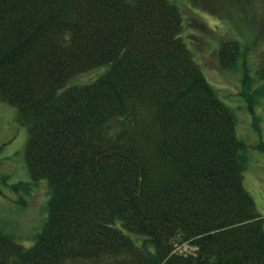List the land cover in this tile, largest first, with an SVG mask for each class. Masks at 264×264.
Wrapping results in <instances>:
<instances>
[{"label":"trees","instance_id":"trees-1","mask_svg":"<svg viewBox=\"0 0 264 264\" xmlns=\"http://www.w3.org/2000/svg\"><path fill=\"white\" fill-rule=\"evenodd\" d=\"M183 32L171 0H0V100L48 189L31 245L0 229V264H264L247 146ZM242 85L251 111L264 50Z\"/></svg>","mask_w":264,"mask_h":264},{"label":"rangeland","instance_id":"rangeland-1","mask_svg":"<svg viewBox=\"0 0 264 264\" xmlns=\"http://www.w3.org/2000/svg\"><path fill=\"white\" fill-rule=\"evenodd\" d=\"M182 10L184 38L204 75L219 96L235 112L236 133L246 144L248 161L243 182L257 210L264 217V90L252 110L241 93L242 77L254 74L264 50V0H171ZM235 38L241 54L234 67L218 61L221 43ZM96 70L79 76L85 82ZM260 86L254 82L251 87ZM264 89V88H263ZM254 95L250 96L252 98ZM16 110L0 100V229L25 246L32 244L45 216L46 179L32 183L24 157L26 129L16 119ZM27 183L22 187L16 184ZM190 251L188 245L177 247Z\"/></svg>","mask_w":264,"mask_h":264}]
</instances>
